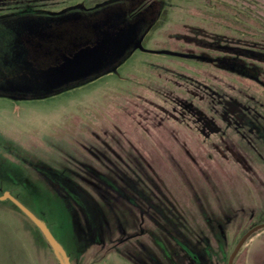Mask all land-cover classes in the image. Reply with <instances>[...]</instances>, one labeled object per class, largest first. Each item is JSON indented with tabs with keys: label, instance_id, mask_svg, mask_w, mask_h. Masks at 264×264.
<instances>
[{
	"label": "rangeland",
	"instance_id": "1",
	"mask_svg": "<svg viewBox=\"0 0 264 264\" xmlns=\"http://www.w3.org/2000/svg\"><path fill=\"white\" fill-rule=\"evenodd\" d=\"M99 3L158 17L114 70L46 94L0 84V193L70 264H227L264 222V0H0V71L25 68L26 20ZM50 171L89 195L96 229ZM0 264H61L7 197ZM232 264H264V226Z\"/></svg>",
	"mask_w": 264,
	"mask_h": 264
},
{
	"label": "water",
	"instance_id": "2",
	"mask_svg": "<svg viewBox=\"0 0 264 264\" xmlns=\"http://www.w3.org/2000/svg\"><path fill=\"white\" fill-rule=\"evenodd\" d=\"M109 7L105 3L83 9L75 6L55 15L26 20L19 32L20 43L26 50L21 80L8 79L2 90L46 94L114 70L130 49L142 47L144 33L141 31L144 26L148 29L153 24L158 13L136 21L122 9L108 12ZM6 197L39 228L60 263L70 264L68 253L45 220L9 191L0 194V199ZM262 226L264 222L254 225L240 237L227 264H232L247 236Z\"/></svg>",
	"mask_w": 264,
	"mask_h": 264
},
{
	"label": "flooded vegetation",
	"instance_id": "3",
	"mask_svg": "<svg viewBox=\"0 0 264 264\" xmlns=\"http://www.w3.org/2000/svg\"><path fill=\"white\" fill-rule=\"evenodd\" d=\"M40 15L41 14L37 13V16H40ZM8 79H13L16 81L21 80L20 72L10 74V73H6L5 71L1 70L0 71V84L4 85ZM243 115L244 113L242 112H236L234 113V118L238 121V119L240 120V118H242ZM46 176L47 177L49 176V178L51 177V179L52 178L54 179V185L58 188V190H60L65 196H67L73 204L81 208V210L84 213L85 221L87 223L88 222L91 223L92 224L91 227L96 229L99 222L96 216V212H95V208L93 206L92 200L89 197V195L85 192V190L78 183H76L75 180H73L71 177L67 175L58 174L56 172L50 171V172H47ZM3 190L1 191V193L3 192ZM78 195H80L81 197H79ZM82 203L83 205H81ZM86 207L87 209L90 210L89 214L85 212Z\"/></svg>",
	"mask_w": 264,
	"mask_h": 264
},
{
	"label": "trees",
	"instance_id": "4",
	"mask_svg": "<svg viewBox=\"0 0 264 264\" xmlns=\"http://www.w3.org/2000/svg\"><path fill=\"white\" fill-rule=\"evenodd\" d=\"M146 31V26L145 27H143V29H142V33H144Z\"/></svg>",
	"mask_w": 264,
	"mask_h": 264
}]
</instances>
